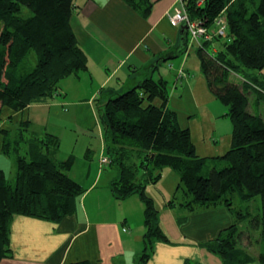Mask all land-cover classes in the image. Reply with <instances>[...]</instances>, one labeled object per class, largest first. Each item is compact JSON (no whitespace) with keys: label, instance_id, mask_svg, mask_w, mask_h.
I'll use <instances>...</instances> for the list:
<instances>
[{"label":"trees","instance_id":"1","mask_svg":"<svg viewBox=\"0 0 264 264\" xmlns=\"http://www.w3.org/2000/svg\"><path fill=\"white\" fill-rule=\"evenodd\" d=\"M122 1L144 19L154 5L153 0ZM184 1L189 16L207 27H217L215 19L223 12L228 23L227 38L216 36L204 42L198 53L210 91L228 108L231 147L223 156H200L190 128H184L177 112L168 107V81L143 71L131 88L104 87L94 100L110 167L119 172L112 191L119 200L139 195L145 205L144 250L136 257L137 264L148 263L156 241H169L155 201L146 193V187L159 182L166 168L177 174V191L184 194L183 202L172 199L168 207L190 213L226 206L234 212L236 199L258 198V213L249 208L245 213L237 211V222L204 246L222 264H264V0ZM25 9L30 16L24 15ZM75 10L76 0H0V108L18 112L48 103L61 92L64 79L89 69L88 54L71 24ZM216 41L221 49L214 52L211 45ZM30 126L31 121H23L14 137L5 134L3 153L15 158L16 172L10 180L0 168V262L10 256V225L15 215L58 223L75 214L85 194L70 174L74 157L59 160L56 156L59 137L44 132L31 139ZM217 161L226 166L212 167ZM186 219L182 215L179 222ZM253 232L258 234V257L241 244L243 239L253 241Z\"/></svg>","mask_w":264,"mask_h":264},{"label":"crops","instance_id":"2","mask_svg":"<svg viewBox=\"0 0 264 264\" xmlns=\"http://www.w3.org/2000/svg\"><path fill=\"white\" fill-rule=\"evenodd\" d=\"M153 2L150 16L144 19L122 0H76L71 24L79 44L88 54L89 69L85 73L93 86L91 90L79 91L74 96L78 111L84 103H92L101 88L123 91L135 85L143 77V71H154L155 79L163 77L169 84V76H172L168 107L177 112L181 125L190 128L191 133L196 118L201 114L205 118L210 117L214 113L211 105L217 109L214 114L218 121L224 120L228 108L218 105L219 99L210 91L203 72H194L190 68L189 57L174 64L173 69L168 68L171 70L169 74L161 73L160 68L164 66L161 59L170 60L184 54L186 46L182 40V25L173 26L169 19V14L176 7H181L180 0ZM186 38L188 43V32ZM211 48L216 52L221 49V43L216 41ZM158 61H161V66L155 70ZM181 65L192 73L190 78L177 79L175 68ZM74 77L81 82V75ZM77 88L85 90L86 86L79 83ZM71 93L72 88L61 87L60 94L48 103L32 105L18 112L9 107L0 108V156L5 155V133L13 134L18 125L27 120L34 126L33 119L42 113L61 117V112L65 113V108L70 105L67 98L72 96ZM75 117L78 118V114ZM224 126L227 130L220 132L222 140L231 147L233 126L231 123ZM44 129L48 130L47 126ZM50 133L59 137L57 132ZM214 150L221 152L217 147ZM212 155L202 157L220 156ZM56 156L59 160H67L71 156L75 159L70 174L85 189L77 211L58 223L15 215L10 225V256L0 264H137L136 257L144 250L146 232L145 205L139 195L124 200L114 196L112 185L119 176L114 167L108 171L107 167L81 163L78 169L72 153L64 152L62 155L59 148ZM169 201L162 202L159 207L156 205L160 225L169 241L155 242L154 253L147 264H222L221 259L207 250L204 244L236 223L234 213L224 206L201 208L189 213L178 206L168 207ZM182 215L187 219L180 223Z\"/></svg>","mask_w":264,"mask_h":264},{"label":"rangeland","instance_id":"3","mask_svg":"<svg viewBox=\"0 0 264 264\" xmlns=\"http://www.w3.org/2000/svg\"><path fill=\"white\" fill-rule=\"evenodd\" d=\"M180 2L181 5L184 6L185 1L180 0ZM223 13H221V15H223ZM24 15L30 16L31 12L25 9ZM223 17L225 18V16ZM190 19L192 18L190 17ZM225 24H226L225 33L222 35L220 34V39L227 38L228 36V31H227L228 23L226 21V18H225ZM188 34H189V30H188ZM200 47L201 46L199 45V43L193 42L192 36L189 34V41L188 43H186V47L183 50L184 54L177 56L174 59H170V60L167 59L163 61L161 64H164V66L163 68H160L161 73L169 74L171 70H169L168 68L173 69L174 64L179 63L184 57H189L190 68L194 72H201L202 63L198 53V49ZM188 53H190L191 55H189ZM33 61L35 62V57H33ZM160 62L161 61H158V65L156 66L155 70L161 66ZM146 70H149V68H147ZM175 72H177L176 74L177 79L180 80H182L183 78L184 80H186L192 76V73L189 70H187L184 67V65H181L178 69L175 68ZM156 75L158 76V73ZM70 77L71 78H69V80H64L60 84V86L64 89L72 88V93H71L72 96L70 95L69 98H67L68 101L70 102V105L65 108L66 112L65 113L61 112V117L59 118H57L55 114L45 115L44 113H42L39 116H36L35 117L36 119L32 118L34 120V126L32 125L30 126V135L28 136H30V138L33 139L34 137L37 136H43L41 133L44 134V132L46 131L57 132L61 143L60 149L62 155L64 152L70 154L72 153L76 157V163L78 164V169L81 167V163L91 164L94 166L96 165L98 168L100 165V167L103 168L104 166L101 165L100 160L103 157V155L105 156L108 155L104 149V132L100 121L99 112L98 109L96 108L97 106L94 103V101H92V103H90L89 105L87 103H84L82 109L78 111L77 104L75 103L76 100L73 99L74 96L77 95V92L79 93L80 91L83 93L84 91H87L89 89L91 90V88H93L92 81L90 80V78H88V75L85 72L81 73V79H79L81 80V82L76 80L74 76H70ZM140 80L141 79H139L138 81ZM169 80L171 82L169 84L170 92H171L173 85L172 76L171 77L169 76ZM79 83H81V85H84V87L86 86L85 90H83V88L81 89L77 88V84L79 85ZM58 94H60V91ZM61 97L62 96H59L58 99H61ZM250 102L252 105L250 107H253V103H252L254 102L253 97L251 98ZM218 105H224V104H222V102L218 100ZM211 108L212 111H214V113L217 111L214 105H211ZM214 113L211 114L210 117L208 116L206 118L204 117L203 114H201V117L196 118V120L194 121L192 137L194 143L198 147V154H200L201 156H213L212 155L213 153L217 154V156L218 155L223 156L224 154H226L225 152H227V150L230 147L229 143L225 144V142H223L221 131L227 130V126H224L225 123L226 124L228 123L229 125V123L232 124V122L228 115H225V117L222 116L224 120L218 121ZM77 114H78V118L75 117V115L77 116ZM45 126H47L48 130L44 129ZM41 127L43 129H41ZM212 131L213 134L215 135L212 134ZM15 133L16 131L13 133V137L15 136ZM216 147L217 150L221 152L216 153V151L214 150ZM215 163H216L215 165H211V166L212 167L216 166L219 169L226 166L224 162L217 161ZM110 165L111 163L106 166L108 171L113 170V168H110ZM212 167H209V169H207L208 172ZM0 168H3V170L5 171V173L7 174L10 180H13L15 178L16 163L14 157L1 155ZM178 182H179V178L177 174L173 172V170L167 168L165 169L164 175L159 182L155 184H149L146 187V193L154 198L155 203L158 207L162 202L169 201L172 199L178 202H183L184 201L183 191L178 190L177 192H175ZM259 207H260V200L257 198L250 202H243L239 199H236L234 202V208H235L234 212L231 211L228 207L226 208L229 209L231 212H233L235 218L237 219L238 218L237 211L241 210L242 212L245 213L246 210L249 208L251 212L256 214L259 212ZM246 225L247 222L246 223L244 222V226ZM247 235L248 234H245L246 237ZM257 238H258V234L257 233L255 234V232H253V241L250 240L249 238L243 239V241H241L242 247L251 256L254 257H258L261 252L260 244H258L255 240ZM254 264H260V263L259 261H256Z\"/></svg>","mask_w":264,"mask_h":264},{"label":"built area","instance_id":"4","mask_svg":"<svg viewBox=\"0 0 264 264\" xmlns=\"http://www.w3.org/2000/svg\"><path fill=\"white\" fill-rule=\"evenodd\" d=\"M169 19L173 26L186 24L193 42L199 43L200 46H202L204 42L213 41L216 36L225 33L226 24L225 18L222 15L215 19L217 27H207L201 21L190 19V16L183 5H181V7H176L173 13L169 14ZM100 162L102 166L106 167L112 161L108 156L103 155Z\"/></svg>","mask_w":264,"mask_h":264},{"label":"water","instance_id":"5","mask_svg":"<svg viewBox=\"0 0 264 264\" xmlns=\"http://www.w3.org/2000/svg\"><path fill=\"white\" fill-rule=\"evenodd\" d=\"M187 32H188L187 25H186V24H183L182 27H181V34L184 35V36L182 37V40L184 41V42H183V43H184V47L186 46L185 38H186V34H187ZM165 60H166L165 58L161 59L162 62L165 61Z\"/></svg>","mask_w":264,"mask_h":264}]
</instances>
